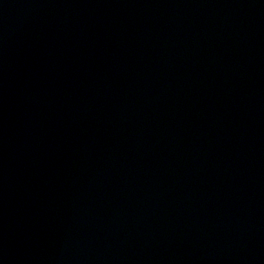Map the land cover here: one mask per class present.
I'll return each instance as SVG.
<instances>
[{
    "label": "water",
    "instance_id": "water-1",
    "mask_svg": "<svg viewBox=\"0 0 264 264\" xmlns=\"http://www.w3.org/2000/svg\"><path fill=\"white\" fill-rule=\"evenodd\" d=\"M0 264H264V0H0Z\"/></svg>",
    "mask_w": 264,
    "mask_h": 264
}]
</instances>
